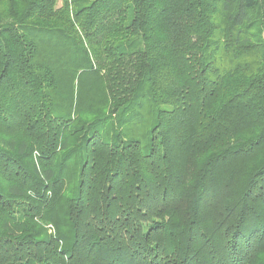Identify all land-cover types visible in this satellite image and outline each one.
<instances>
[{
  "label": "trees",
  "instance_id": "obj_1",
  "mask_svg": "<svg viewBox=\"0 0 264 264\" xmlns=\"http://www.w3.org/2000/svg\"><path fill=\"white\" fill-rule=\"evenodd\" d=\"M0 264H264V0H0Z\"/></svg>",
  "mask_w": 264,
  "mask_h": 264
},
{
  "label": "rangeland",
  "instance_id": "obj_2",
  "mask_svg": "<svg viewBox=\"0 0 264 264\" xmlns=\"http://www.w3.org/2000/svg\"><path fill=\"white\" fill-rule=\"evenodd\" d=\"M140 116V115H139ZM141 121L135 122V126L129 125L122 128V136L134 137L139 140L142 144H147L150 138V129L152 126V114L147 110V108L141 111Z\"/></svg>",
  "mask_w": 264,
  "mask_h": 264
}]
</instances>
